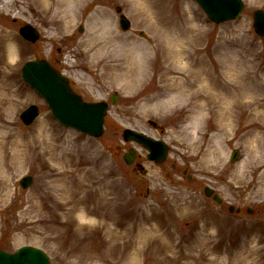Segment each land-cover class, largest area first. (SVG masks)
<instances>
[{
    "label": "rangeland",
    "instance_id": "rangeland-1",
    "mask_svg": "<svg viewBox=\"0 0 264 264\" xmlns=\"http://www.w3.org/2000/svg\"><path fill=\"white\" fill-rule=\"evenodd\" d=\"M59 2L56 16L39 0H0V249L35 246L51 264H264V142L248 152L251 130L264 135V37L253 27L264 0H244L221 24L196 0ZM26 24L41 38L24 39ZM40 58L85 100L109 103L103 135L62 126L23 82V63ZM169 70L185 95L161 92ZM209 74L249 90L199 109ZM31 104L40 115L27 126L20 113ZM125 128L164 140L165 161L124 141Z\"/></svg>",
    "mask_w": 264,
    "mask_h": 264
},
{
    "label": "water",
    "instance_id": "water-1",
    "mask_svg": "<svg viewBox=\"0 0 264 264\" xmlns=\"http://www.w3.org/2000/svg\"><path fill=\"white\" fill-rule=\"evenodd\" d=\"M207 16L216 23L234 20L239 17L243 9L242 0H197ZM121 8L118 7V11ZM254 28L260 35L264 36V10L257 9L253 13ZM120 23L124 30L128 29L130 22L124 16H120ZM20 33L28 40L35 41L39 37L38 30L32 25H25L20 29ZM21 76L23 80L40 93L52 111L54 118L63 125L72 127L90 136L98 137L104 131V116L108 111L106 102H85L76 93L69 80L55 69L48 61H28L22 67ZM117 95H113L115 102ZM39 115V107L30 105L21 114V119L27 125L31 124ZM126 141H136L149 151L148 158L156 162H162L168 155V145L160 139H154L144 133L131 128L123 131ZM137 156V150L131 148L129 153L124 155L128 164L133 163ZM238 151L232 153L231 160H236ZM33 182L32 176H25L21 179V184L27 188ZM207 196H212L218 203L222 202L218 194L210 187L205 188ZM234 211V206L229 207ZM238 210V209H237ZM0 264H50L47 254L36 247L23 246L15 253L0 250Z\"/></svg>",
    "mask_w": 264,
    "mask_h": 264
},
{
    "label": "bare ground",
    "instance_id": "bare-ground-1",
    "mask_svg": "<svg viewBox=\"0 0 264 264\" xmlns=\"http://www.w3.org/2000/svg\"><path fill=\"white\" fill-rule=\"evenodd\" d=\"M40 5L42 6V8H44L47 11H51L52 9L54 10V13L56 12V16L61 15V8H60V2L59 0H39ZM8 3V2H7ZM22 12V11H21ZM71 17V16H70ZM53 18V17H52ZM53 19H56V17H54ZM13 46V45H11ZM184 52H180L178 58L182 59L184 58V54H182ZM171 74V70L167 71L166 73V80L167 82L163 85V89H162V93L164 92H168V94H175V95H185L186 92L189 90L186 86V81H179V80H175L173 83H169V78L168 76ZM207 80H210V84H209V89L210 91L208 93H204L202 91V104H198L196 107H199V109H201V107L203 106V103H205L206 105H209L210 108H212L214 105L218 104L220 100H224L225 102H229L231 100H239L241 99V97H243L244 93L248 92L249 90V81L245 82L243 85L241 86H237L236 84L233 83H218L216 78H214V76L212 75H207ZM202 80H205L202 77ZM205 83V82H204ZM206 85L202 84V87L204 88ZM207 94V95H205ZM229 103L226 105V107L229 106ZM245 103H253V104H257V99L255 97L252 98V100L250 102H245ZM230 112V111H229ZM229 112L226 111V113H224V118L225 121H229ZM264 124V122H263ZM259 128H255L253 130H251V136L249 138V147H248V152L251 153L255 148L260 147L261 142H264V135H262L259 132ZM82 218L84 219H88L89 215L86 212H83L81 215Z\"/></svg>",
    "mask_w": 264,
    "mask_h": 264
}]
</instances>
